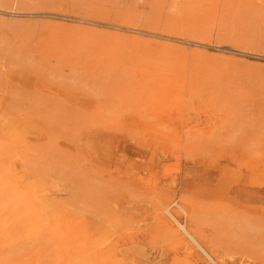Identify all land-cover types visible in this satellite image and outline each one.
I'll list each match as a JSON object with an SVG mask.
<instances>
[{"label":"rangeland","instance_id":"obj_1","mask_svg":"<svg viewBox=\"0 0 264 264\" xmlns=\"http://www.w3.org/2000/svg\"><path fill=\"white\" fill-rule=\"evenodd\" d=\"M0 10V114L23 121H0V264H211L172 202L221 264H264V0ZM55 183L63 222L34 206Z\"/></svg>","mask_w":264,"mask_h":264},{"label":"bare ground","instance_id":"obj_2","mask_svg":"<svg viewBox=\"0 0 264 264\" xmlns=\"http://www.w3.org/2000/svg\"><path fill=\"white\" fill-rule=\"evenodd\" d=\"M3 12L4 11L0 10V14ZM133 32L136 34L141 33V31L138 30H133ZM152 36L157 37L158 35H152ZM164 38L167 40L171 39L168 37H164ZM57 95L60 96V93ZM0 121L2 122V126L5 129H8L14 135L18 133V127L23 123L22 119L16 116L9 118L8 115L6 114L4 115L0 114ZM25 125H29L27 121L25 122ZM87 144L91 145L90 142H88ZM66 189H67L66 186L60 188V186H58L56 183L52 184L50 186V190H47V192L49 191L51 193L50 196L48 198L43 197L41 201V205L39 200H37L36 205H34L35 202L33 201V205L34 206L39 205L40 206L39 210L45 213L47 217L49 218L52 217L54 221H56V219L62 218V222H63L69 215H77L76 213L79 214L80 212V210L79 212L76 211L77 209L75 208L74 204L70 200H68L69 198L67 197L66 194H65L66 197L64 198L60 197L61 196L60 192L66 191ZM171 204L165 206L163 212L165 213V215H167L166 219L169 223V226L173 229L175 236L179 238L181 243H183V250L187 254L191 255L195 253V249H196V251L200 252L209 261V263L221 264L222 259L219 256H213L211 253H209L207 249L203 246L197 235L192 233L188 228L185 227V225H183L181 222L178 221L177 214H175L170 210ZM179 209L183 214L186 215V212L182 207H179ZM82 216L84 218L87 217L83 214ZM100 226H102V224H100ZM107 241H109V238H103L102 241L99 243V245L102 246ZM132 248L134 250V247ZM134 254H136V252H134L133 254H127V251L124 252L120 256L121 259L119 261L122 263H117V264H123V263L143 264V263L152 262V260L148 257V255H145L143 252L137 251V257H135Z\"/></svg>","mask_w":264,"mask_h":264}]
</instances>
